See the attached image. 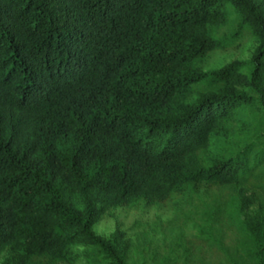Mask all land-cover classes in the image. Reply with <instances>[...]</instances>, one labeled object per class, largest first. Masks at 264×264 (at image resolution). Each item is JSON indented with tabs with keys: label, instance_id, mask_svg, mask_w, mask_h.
<instances>
[{
	"label": "trees",
	"instance_id": "1",
	"mask_svg": "<svg viewBox=\"0 0 264 264\" xmlns=\"http://www.w3.org/2000/svg\"><path fill=\"white\" fill-rule=\"evenodd\" d=\"M244 35L248 61L199 67ZM157 205L135 239L92 230ZM2 255L264 264V0H0Z\"/></svg>",
	"mask_w": 264,
	"mask_h": 264
},
{
	"label": "rangeland",
	"instance_id": "2",
	"mask_svg": "<svg viewBox=\"0 0 264 264\" xmlns=\"http://www.w3.org/2000/svg\"><path fill=\"white\" fill-rule=\"evenodd\" d=\"M257 42L254 37L244 35L236 48L228 50H214L199 63L203 70L219 68L235 60L248 61L254 51ZM173 216L172 210L166 206L157 205L152 208H113L107 211L102 218L92 226L95 234L110 238L117 227L122 229L126 235L135 239L138 235L143 234L149 227L159 221H166ZM193 228L188 226L184 231V236L189 237ZM159 236L155 233V237ZM86 247L78 246L73 250L84 253ZM5 255L0 257L3 260ZM77 264H83L81 261Z\"/></svg>",
	"mask_w": 264,
	"mask_h": 264
}]
</instances>
